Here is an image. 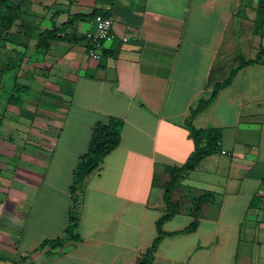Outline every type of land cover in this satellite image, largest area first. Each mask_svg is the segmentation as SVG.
I'll use <instances>...</instances> for the list:
<instances>
[{
  "label": "crops",
  "instance_id": "crops-1",
  "mask_svg": "<svg viewBox=\"0 0 264 264\" xmlns=\"http://www.w3.org/2000/svg\"><path fill=\"white\" fill-rule=\"evenodd\" d=\"M3 3L17 9L0 30V264H135L167 212L165 168L194 150L190 110L232 70L191 121L220 130L219 150L173 185L151 264H264V0H0V22ZM93 14L112 18L98 60ZM53 28L61 38L37 52ZM12 82L29 90L24 108L7 103ZM110 117L120 142L84 179L79 240L36 250L66 238L73 170Z\"/></svg>",
  "mask_w": 264,
  "mask_h": 264
},
{
  "label": "trees",
  "instance_id": "trees-1",
  "mask_svg": "<svg viewBox=\"0 0 264 264\" xmlns=\"http://www.w3.org/2000/svg\"><path fill=\"white\" fill-rule=\"evenodd\" d=\"M3 5L4 9L6 10V16L2 17L1 19L0 30L7 29L11 25L15 15L12 13L10 16L9 12H14V10L17 9L16 6L11 4L3 3ZM80 18L81 16H74L69 23ZM57 38H61V36L58 35L54 28L49 31H44L38 38L36 43V51L44 54L49 47V42ZM259 59L260 55H258L255 59H249L242 62V65L256 63L259 61ZM233 73L234 70H232L228 77L221 83H216L212 88L210 97L208 99H200L196 106L190 110L185 125L188 129L189 137L193 141L194 150L181 166H169L165 168L166 172L170 176V179L165 183L164 190V201L166 203L167 212L157 220V236L154 238L144 255L139 258L135 264H151L153 260V252L156 246L166 235V233L161 230V225L178 210V204L174 203L171 199V190L173 185L177 183L182 175L193 170L204 157L219 150L218 142L220 140V130L215 128L196 129L192 126L191 121L200 111L209 105L220 88H223L230 83ZM28 91L29 90L26 85L21 83H13L7 96V103L20 106L22 102V96L27 94ZM121 126L122 121L113 117H110L106 123L97 122L94 124L91 130L86 151L79 157L72 174V181L70 185L71 207L68 212V225L65 229L66 238L58 237L54 239H45L39 244L36 250L41 249L46 245L50 248L62 246L63 243L68 239L74 241L79 240V236H77L75 232L78 225V215L76 209L80 200L79 196L83 191L84 179L98 167V165L108 153H110L119 145ZM208 197V195H202L196 199L193 211L194 219L184 230H182V232H189L196 227L200 206L202 202ZM26 257L27 255L20 257L19 261H25Z\"/></svg>",
  "mask_w": 264,
  "mask_h": 264
},
{
  "label": "built area",
  "instance_id": "built-area-1",
  "mask_svg": "<svg viewBox=\"0 0 264 264\" xmlns=\"http://www.w3.org/2000/svg\"><path fill=\"white\" fill-rule=\"evenodd\" d=\"M94 28L91 31L85 33L87 40L86 52L93 60L100 58V46L103 42L112 38V18L104 15H95L92 19ZM123 41L127 40V37L122 38Z\"/></svg>",
  "mask_w": 264,
  "mask_h": 264
},
{
  "label": "rangeland",
  "instance_id": "rangeland-1",
  "mask_svg": "<svg viewBox=\"0 0 264 264\" xmlns=\"http://www.w3.org/2000/svg\"><path fill=\"white\" fill-rule=\"evenodd\" d=\"M12 84H13V82L10 84V86H12ZM4 101H6V99L4 100L3 98H0V106H1V104L4 102ZM21 107H25V102H24V97L22 96V102H21V105H20ZM0 113H2V111L0 110ZM177 195H179V194H177ZM31 197V199H32V196H29V198Z\"/></svg>",
  "mask_w": 264,
  "mask_h": 264
}]
</instances>
